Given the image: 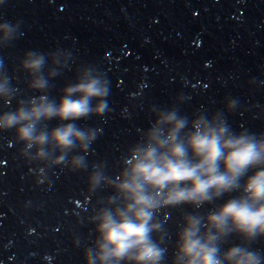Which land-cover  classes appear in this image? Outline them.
<instances>
[{
  "label": "water",
  "instance_id": "obj_1",
  "mask_svg": "<svg viewBox=\"0 0 264 264\" xmlns=\"http://www.w3.org/2000/svg\"><path fill=\"white\" fill-rule=\"evenodd\" d=\"M0 264H264V0H0Z\"/></svg>",
  "mask_w": 264,
  "mask_h": 264
}]
</instances>
